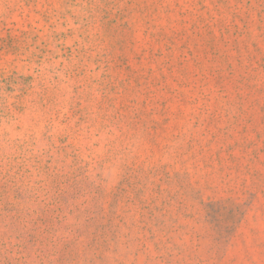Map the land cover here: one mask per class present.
<instances>
[{"label": "rangeland", "instance_id": "374dc122", "mask_svg": "<svg viewBox=\"0 0 264 264\" xmlns=\"http://www.w3.org/2000/svg\"><path fill=\"white\" fill-rule=\"evenodd\" d=\"M0 264H264V0H0Z\"/></svg>", "mask_w": 264, "mask_h": 264}]
</instances>
